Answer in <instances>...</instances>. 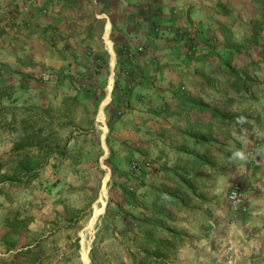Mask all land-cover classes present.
<instances>
[{
	"label": "crops",
	"instance_id": "obj_1",
	"mask_svg": "<svg viewBox=\"0 0 264 264\" xmlns=\"http://www.w3.org/2000/svg\"><path fill=\"white\" fill-rule=\"evenodd\" d=\"M234 2L0 0L1 64L40 74L60 95L78 93L76 79L90 82L91 95H112L98 109L105 122L109 109L118 114L119 141L134 144L142 161L151 146V163L136 174L153 191L155 214L113 215L118 226L102 242L119 249L120 264H149L142 256L156 258L163 243H177L166 250L169 264H264V228L254 224L264 215L241 220L224 193L236 182L255 185L264 150V106L235 103L244 82L218 85L217 73L244 46L231 36ZM256 24L252 17L243 24L253 41ZM238 218L240 226L230 223Z\"/></svg>",
	"mask_w": 264,
	"mask_h": 264
},
{
	"label": "rangeland",
	"instance_id": "obj_2",
	"mask_svg": "<svg viewBox=\"0 0 264 264\" xmlns=\"http://www.w3.org/2000/svg\"><path fill=\"white\" fill-rule=\"evenodd\" d=\"M235 3L240 11L236 13V29L231 36L244 46L232 57L229 70L224 68L217 73L222 74L218 85L227 86L228 77L233 78L239 88L246 86V93H240L235 103L259 108L264 106V0H235ZM251 17L257 22V41L252 40V31L243 27ZM6 31L0 25V36ZM224 48L219 50L223 52ZM177 70L176 74H185V70ZM0 72V264H86L83 257L86 247L88 264H120L119 249L105 247L102 242L113 226H118L113 215H128L136 220L155 214L151 207L153 191L136 174V168L151 163V146L142 161L140 155L135 157L134 144L119 141L113 124L118 114L112 110L110 115L109 109L107 115L111 119L106 122L100 119L98 108L107 94L91 95L90 82L84 84L76 79L78 93L60 95L55 93L54 84H45L40 74H12L5 63L0 65ZM236 74L248 77L243 81ZM36 132V139L44 141L40 147H27L24 152L45 159L48 142L57 151L48 157L36 178H25L26 182L21 184L2 181L3 174L15 164L14 144L28 140ZM127 151L131 157L124 155ZM263 151L257 159L264 165ZM263 165L255 185L236 182L224 192L227 203L235 215L240 211L243 221L248 214L263 218L264 203L252 207L246 203L248 199L264 200ZM235 184L242 190L236 204L228 197ZM97 206L103 207L91 225ZM236 221L240 226L239 218L230 223ZM254 224L264 228L261 220ZM238 225L231 226L237 231ZM7 237L15 245L13 249L7 247ZM176 244L167 247L163 243L156 258L139 256L149 264H169L172 253L167 252H172ZM137 257L128 256L129 261Z\"/></svg>",
	"mask_w": 264,
	"mask_h": 264
},
{
	"label": "trees",
	"instance_id": "obj_3",
	"mask_svg": "<svg viewBox=\"0 0 264 264\" xmlns=\"http://www.w3.org/2000/svg\"><path fill=\"white\" fill-rule=\"evenodd\" d=\"M37 134L38 132H36V135L31 136L28 140L16 142L14 144L13 150L15 152V164L12 169L7 170V173L3 174L2 181L9 180L12 184H21L26 182L25 178H36L38 176L39 169L48 161V157L57 151L52 144L48 142L46 145L47 155L45 159L31 154V152H24L27 147L41 146L44 139L40 137L36 139ZM77 241H79V238ZM5 243L9 249H13L15 246L14 244H11L8 237L5 238Z\"/></svg>",
	"mask_w": 264,
	"mask_h": 264
},
{
	"label": "bare ground",
	"instance_id": "obj_4",
	"mask_svg": "<svg viewBox=\"0 0 264 264\" xmlns=\"http://www.w3.org/2000/svg\"><path fill=\"white\" fill-rule=\"evenodd\" d=\"M110 91H111V86H110ZM109 99H110V94H108V95L106 96V98L104 99V101H108ZM99 117H100V119H101L102 121L105 119V114H104L103 110H100ZM104 129H105V131H107L108 127L105 126ZM108 177H109V172L106 174L105 179H107ZM104 192H105V195H106V191H105V190H104ZM104 204H105V200H104V202H103V205H104ZM102 207H103V206H97V207H96V209H95V213H94V216H93L92 219H91V225L95 222V219H96V217L98 216V214L101 212ZM83 257H84V260H85L86 264H88V249H87V247L84 248V251H83Z\"/></svg>",
	"mask_w": 264,
	"mask_h": 264
},
{
	"label": "built area",
	"instance_id": "obj_5",
	"mask_svg": "<svg viewBox=\"0 0 264 264\" xmlns=\"http://www.w3.org/2000/svg\"><path fill=\"white\" fill-rule=\"evenodd\" d=\"M242 196L241 186L239 184H235L232 186L231 190L229 191L228 197L231 201L236 204Z\"/></svg>",
	"mask_w": 264,
	"mask_h": 264
}]
</instances>
